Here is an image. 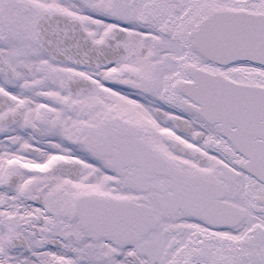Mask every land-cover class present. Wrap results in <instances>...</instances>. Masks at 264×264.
<instances>
[{
    "label": "snow or ice",
    "instance_id": "1",
    "mask_svg": "<svg viewBox=\"0 0 264 264\" xmlns=\"http://www.w3.org/2000/svg\"><path fill=\"white\" fill-rule=\"evenodd\" d=\"M0 264H264V0H0Z\"/></svg>",
    "mask_w": 264,
    "mask_h": 264
}]
</instances>
